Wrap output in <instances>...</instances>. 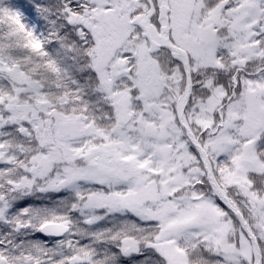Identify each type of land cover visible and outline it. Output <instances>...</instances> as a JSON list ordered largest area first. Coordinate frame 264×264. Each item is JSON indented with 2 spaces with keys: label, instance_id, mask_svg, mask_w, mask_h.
I'll return each instance as SVG.
<instances>
[{
  "label": "snow or ice",
  "instance_id": "obj_1",
  "mask_svg": "<svg viewBox=\"0 0 264 264\" xmlns=\"http://www.w3.org/2000/svg\"><path fill=\"white\" fill-rule=\"evenodd\" d=\"M0 264H264V0H0Z\"/></svg>",
  "mask_w": 264,
  "mask_h": 264
}]
</instances>
